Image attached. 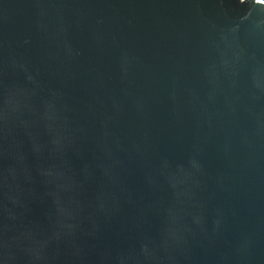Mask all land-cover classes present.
<instances>
[{
	"label": "water",
	"instance_id": "95a60500",
	"mask_svg": "<svg viewBox=\"0 0 264 264\" xmlns=\"http://www.w3.org/2000/svg\"><path fill=\"white\" fill-rule=\"evenodd\" d=\"M0 264H264V0H0Z\"/></svg>",
	"mask_w": 264,
	"mask_h": 264
}]
</instances>
